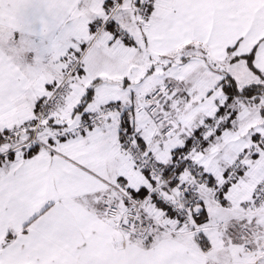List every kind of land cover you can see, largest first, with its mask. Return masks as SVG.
I'll list each match as a JSON object with an SVG mask.
<instances>
[{
  "label": "snow or ice",
  "instance_id": "obj_1",
  "mask_svg": "<svg viewBox=\"0 0 264 264\" xmlns=\"http://www.w3.org/2000/svg\"><path fill=\"white\" fill-rule=\"evenodd\" d=\"M0 264H264V0H0Z\"/></svg>",
  "mask_w": 264,
  "mask_h": 264
}]
</instances>
